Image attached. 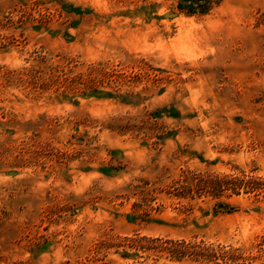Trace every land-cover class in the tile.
<instances>
[{"label": "rangeland", "instance_id": "1", "mask_svg": "<svg viewBox=\"0 0 264 264\" xmlns=\"http://www.w3.org/2000/svg\"><path fill=\"white\" fill-rule=\"evenodd\" d=\"M185 1L0 0V264H264V0Z\"/></svg>", "mask_w": 264, "mask_h": 264}, {"label": "trees", "instance_id": "2", "mask_svg": "<svg viewBox=\"0 0 264 264\" xmlns=\"http://www.w3.org/2000/svg\"><path fill=\"white\" fill-rule=\"evenodd\" d=\"M187 3V4H186ZM198 3H200V2H198ZM197 2H195V1H185V4L184 3H182L181 5H183L184 7H190V8H193V9H200L199 7H198V4ZM202 6V5H201Z\"/></svg>", "mask_w": 264, "mask_h": 264}]
</instances>
